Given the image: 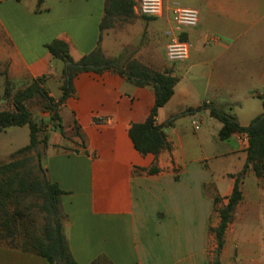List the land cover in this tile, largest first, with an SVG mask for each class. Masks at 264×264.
I'll use <instances>...</instances> for the list:
<instances>
[{"label":"crops","instance_id":"obj_1","mask_svg":"<svg viewBox=\"0 0 264 264\" xmlns=\"http://www.w3.org/2000/svg\"><path fill=\"white\" fill-rule=\"evenodd\" d=\"M176 6L198 10V25L178 32ZM104 14L105 0H0L4 87L6 79L18 91L44 77L58 100L65 64L46 48L56 39L68 43L76 62L99 45L121 67L138 62L178 79L156 118L171 148L155 156L138 152L129 133L155 106L152 87L110 71L75 78L74 94L60 108L65 135L46 128L44 158L49 179L66 192L72 255L78 264L100 257L111 264H211L217 248L211 229L220 224L215 198L227 205L249 143L240 133L221 141L222 123L209 110H194L223 108L243 128L264 114V0H165L160 18L141 16L135 5L134 17L116 22L100 40ZM174 35L190 44L185 62L167 59ZM153 167L158 171L150 174ZM242 192L220 260L264 264V179L251 166ZM0 264L50 263L0 245Z\"/></svg>","mask_w":264,"mask_h":264},{"label":"trees","instance_id":"obj_2","mask_svg":"<svg viewBox=\"0 0 264 264\" xmlns=\"http://www.w3.org/2000/svg\"><path fill=\"white\" fill-rule=\"evenodd\" d=\"M135 5V0H105L100 40L103 33L114 27L116 22L132 19ZM46 48L55 59L65 64L60 88L62 95L58 100L45 88L44 77L33 80L18 91H14L10 80L6 79L5 83L3 99L10 101L13 109L0 111V133L12 127L28 126L30 141L27 146L13 153L8 162L0 164V245L39 255L50 264H78L72 255L66 233L68 216L62 207V197L66 192L49 179L44 166L49 134L43 122L33 118L28 103L40 98L44 102L45 111L49 113L52 129L65 135L60 108L74 94L75 78L85 72L118 73L137 86H149L155 91V106L147 120L133 124L129 133L138 152L158 156L171 146L164 131L165 126L157 125L156 118L159 110L174 95L178 79L169 72H157L138 62H130L121 67L116 60L106 58L99 45L77 62L70 54V46L63 40L56 39L47 44ZM202 110H209L211 116L222 123L219 133L221 141H228L234 134L240 133L247 137L249 143L247 164L236 176L235 188L227 205L219 207L222 199L215 198V211L220 216V224L211 229L217 242L211 264H222L220 255L225 245V234L243 199L242 179L250 166L257 177L264 179V114L249 127L243 128L236 117L223 108L205 104L194 112ZM157 171L153 167L149 173ZM92 264L111 263L107 258L100 257Z\"/></svg>","mask_w":264,"mask_h":264},{"label":"built area","instance_id":"obj_3","mask_svg":"<svg viewBox=\"0 0 264 264\" xmlns=\"http://www.w3.org/2000/svg\"><path fill=\"white\" fill-rule=\"evenodd\" d=\"M136 10L141 16L160 18L165 12V0H140L136 4ZM173 19L178 32L185 28L196 27L200 20V13L193 8L176 6L173 9ZM191 53L190 44L174 35L167 46V59L172 63L185 62Z\"/></svg>","mask_w":264,"mask_h":264},{"label":"rangeland","instance_id":"obj_4","mask_svg":"<svg viewBox=\"0 0 264 264\" xmlns=\"http://www.w3.org/2000/svg\"><path fill=\"white\" fill-rule=\"evenodd\" d=\"M3 83L4 80L0 78V111L12 110L13 109L12 103L10 101H5L3 99L4 88H5ZM17 86L21 87L22 83L18 82ZM56 87L57 85L53 81L50 82L49 88L51 92H53L58 96V90ZM14 91L16 90L14 89ZM28 108L30 109L33 118L36 121L43 122V124L45 125V130H47L46 128H48L49 125H52L50 120H44L45 118L49 117V113L45 111L44 102L40 98H35L31 100L28 103ZM197 121L199 122V120ZM29 141H30V129L28 126L12 127L1 132L0 133V164L8 162L10 160V156L19 149L27 146L29 144ZM215 250L216 249H214L212 252L213 257L215 254Z\"/></svg>","mask_w":264,"mask_h":264}]
</instances>
